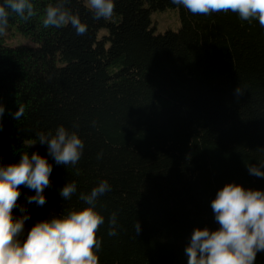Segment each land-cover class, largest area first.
I'll use <instances>...</instances> for the list:
<instances>
[{"label":"trees","instance_id":"obj_1","mask_svg":"<svg viewBox=\"0 0 264 264\" xmlns=\"http://www.w3.org/2000/svg\"><path fill=\"white\" fill-rule=\"evenodd\" d=\"M32 2L36 15L12 13L4 30L30 44H7L0 32V160L37 152L53 167L44 206L27 204L35 192L20 187L25 230L88 207L80 193L107 180L111 191L95 204L104 217L99 264H188L193 231L219 228L211 202L220 189L264 191V177L248 172L264 163V27L231 12L194 15L171 0H113V16L97 20L87 0H68L87 26L81 36L70 23L43 26L56 0ZM167 9L181 26L158 33L152 14ZM61 125L84 142L75 167L57 165L36 142L37 132ZM73 181L77 192L64 200L60 190Z\"/></svg>","mask_w":264,"mask_h":264},{"label":"clouds","instance_id":"obj_2","mask_svg":"<svg viewBox=\"0 0 264 264\" xmlns=\"http://www.w3.org/2000/svg\"><path fill=\"white\" fill-rule=\"evenodd\" d=\"M67 2L56 0L54 5H49L43 26L61 28L70 23L77 35H85L87 26L65 7ZM171 3L194 15L231 12L241 21H258L264 27V0H171ZM87 6L97 20H108L114 14L113 0H87ZM12 13L24 21L36 15L32 0H3L0 3V32L7 28ZM243 91L238 87L236 95H243ZM4 111L0 105V118ZM24 112L25 109L19 107L13 118L20 120ZM37 141L47 146L48 154L57 165L75 167L83 154L82 139L62 125L54 133L37 132ZM101 157L102 153H99L97 158ZM262 169L264 163L248 166L249 174L256 177H264ZM52 171V165L37 152L20 154L18 162L6 164L0 160V264H99L97 253L102 242L97 238V231L104 223V217L95 210V204L99 197L111 191L107 180L99 181L88 193H80L79 199L88 207L70 211L60 218L37 222L30 230H25L30 214L26 205H18L20 187L35 192L26 198L27 204L42 207L46 204L44 190L50 186ZM79 172L77 168L76 174ZM76 192L77 183L73 181L62 187L60 195L68 200ZM16 208H19V216L13 215ZM211 208L219 228L193 231L185 249L188 264H255L257 254L264 253V191L229 183L216 193ZM117 227L116 213H113L109 218L108 235H116ZM135 231H140L138 222Z\"/></svg>","mask_w":264,"mask_h":264},{"label":"rangeland","instance_id":"obj_3","mask_svg":"<svg viewBox=\"0 0 264 264\" xmlns=\"http://www.w3.org/2000/svg\"><path fill=\"white\" fill-rule=\"evenodd\" d=\"M152 20L158 33H164L168 30H178L181 26L179 13L173 9L154 12L152 14ZM3 36L5 43L10 45L31 43L29 39H26L17 32L3 31Z\"/></svg>","mask_w":264,"mask_h":264}]
</instances>
